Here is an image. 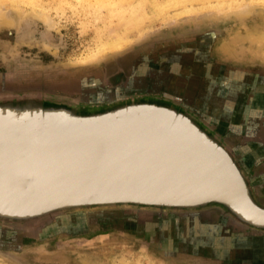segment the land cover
Listing matches in <instances>:
<instances>
[{"label": "rangeland", "instance_id": "rangeland-1", "mask_svg": "<svg viewBox=\"0 0 264 264\" xmlns=\"http://www.w3.org/2000/svg\"><path fill=\"white\" fill-rule=\"evenodd\" d=\"M0 22V95L87 102L82 93L91 80L120 70L128 77L140 65L163 71L145 92L163 91L199 112L206 78L264 71V0H0ZM222 97L203 116L225 119V140L242 145L247 140L236 133H249L244 116ZM257 150L239 154L247 172L253 162L245 157L264 156ZM253 178L255 188L264 187V165ZM127 215L85 217L72 230L52 229V222L34 230L0 226V264H233L216 258L228 244L218 241L215 250L212 240L201 244L202 233L183 232L190 217L203 214Z\"/></svg>", "mask_w": 264, "mask_h": 264}, {"label": "water", "instance_id": "water-1", "mask_svg": "<svg viewBox=\"0 0 264 264\" xmlns=\"http://www.w3.org/2000/svg\"><path fill=\"white\" fill-rule=\"evenodd\" d=\"M139 67L142 68L134 65L128 77L120 70L91 80L82 93L90 103L50 94L0 95V114L4 115L0 118V167L4 166L0 169V226L34 230L52 222V229L72 230L80 226L79 219L92 217L94 220L100 215L127 217L136 211L185 216L203 214L206 216L202 215L201 219L190 217L192 222L184 225L183 232L188 234L190 229L202 233L201 244L212 240L215 250L219 242L228 244L229 248L224 247L220 256H216L218 259L232 260L233 264V261L247 264L261 260L263 256L252 258L248 248H251L252 241V251L260 247L256 241L260 238L250 236V232L261 233L264 237V226L240 216L225 200L197 201L199 198L194 197L202 190L198 187L202 174L196 176L188 173L185 167L173 170L167 166L178 154V149L186 151L199 148L201 144H197L193 137L184 143L176 139L174 135L183 131L177 128L182 126L172 117H159L158 114L141 117L139 113L119 112L149 101L183 114L188 124L222 145L233 165L237 167L232 159L242 168L250 182V197L247 192L246 195L254 206L253 198L264 206L259 201L264 199V187L255 188L256 179L253 178L257 168L264 165V156L256 160L252 158V161L245 157V162H253L247 172L239 154H248L249 148L243 146L237 152L222 133L211 126L212 120L181 105L175 96L157 90L158 95L145 92L146 86L162 79L159 72L163 71L152 73L150 66L139 71ZM221 77L222 82L206 78L201 95L235 93L239 90L238 77L248 81L251 88L254 83L255 89L257 83L262 84L260 79H264V71L235 72L227 76L231 77L229 79L226 74ZM51 104L60 106L51 108ZM30 110H39V113L12 117L9 125L5 124L7 113ZM59 111L64 116L50 119ZM155 136V139L167 138L165 141L168 142H152ZM258 154L264 155V151ZM6 167L19 175L21 172L23 176L11 177ZM213 168L210 166L207 170ZM222 172L218 170L213 175ZM52 199V204L46 207ZM37 204L40 207L36 208ZM4 208L14 210L11 214L15 215H6ZM209 213H215V218L208 216ZM231 248L233 259L229 254ZM253 264L260 262L254 261Z\"/></svg>", "mask_w": 264, "mask_h": 264}, {"label": "bare ground", "instance_id": "bare-ground-1", "mask_svg": "<svg viewBox=\"0 0 264 264\" xmlns=\"http://www.w3.org/2000/svg\"><path fill=\"white\" fill-rule=\"evenodd\" d=\"M246 10V9H245ZM50 21V20H49ZM8 23V22H7ZM50 23H52L50 21ZM1 24V22H0ZM12 24V23H11ZM9 24V25H11ZM8 25V26H9ZM147 101V100H146ZM143 104L137 107H130L126 110H123L119 113H139L141 117H155L158 114L159 117L165 118H174L177 124H180L182 127L177 126L178 129L183 131L182 133H176L174 136L180 142L184 143L186 139L193 137L192 139L196 141L197 144H201L199 148H190L186 151L182 149H178V154L175 155L170 162L171 164H167V166L173 168H182L185 167L187 172L193 175L202 174V179H198V187L201 188V192H198L194 198H199L197 201L207 200V199H221L225 200L230 206L236 210L240 216L249 219L254 223L259 224L260 226H264V206L259 204L258 201L254 199L256 202V207L251 204L247 197V193L249 192L250 182L247 180L245 173L243 172L242 168L236 164L235 160H233L234 164L237 166L235 167L233 163L227 156V153L222 145L216 142L213 138H210L208 134H200L194 126L188 124L187 120L183 114H179L174 109L168 108L161 103H152V102H141ZM51 108L60 106L59 104H51L49 105ZM64 108V107H62ZM1 111V110H0ZM39 110L33 111H24L23 113L18 111H11L6 115V125H9L11 122L9 119L12 117H19V116H28L32 113V115L38 114ZM1 113V112H0ZM178 114V115H177ZM0 114V118H2ZM62 115V112H54V114L50 117V119H57ZM197 127V126H196ZM9 129V128H7ZM157 136L153 137L154 139L152 142L156 143H164L168 142L165 141L167 138H157ZM173 137V136H170ZM179 137V138H178ZM197 139V140H196ZM201 139V141H200ZM214 141V142H212ZM200 141V142H199ZM186 148V147H181ZM202 148V149H201ZM192 149V150H191ZM197 149H201L199 153ZM230 153V152H229ZM231 154V153H230ZM191 157H188L190 156ZM232 155V154H231ZM233 158V157H232ZM220 160V162H219ZM210 166L214 167L211 171H208L207 168ZM4 167V166H3ZM3 167H0L3 168ZM228 172H226V168ZM7 168V173L11 175V177H21L23 174L20 172L21 175L16 173L14 170ZM27 170V167L25 168ZM175 169V170H176ZM223 171L219 175H213L216 171ZM240 175H239V173ZM211 173V174H210ZM188 174V175H190ZM203 181V183H201ZM247 192V193H246ZM249 196V193H248ZM250 197V196H249ZM51 201V202H50ZM48 201L46 207L50 206L53 202V199ZM242 206L240 207L239 204ZM246 206L244 207L243 204ZM43 205V204H42ZM41 205V206H42ZM35 207H40V204L35 205ZM261 207V208H260ZM259 208V209H258ZM6 209V215H10L13 213L14 210ZM15 215V214H11Z\"/></svg>", "mask_w": 264, "mask_h": 264}, {"label": "crops", "instance_id": "crops-1", "mask_svg": "<svg viewBox=\"0 0 264 264\" xmlns=\"http://www.w3.org/2000/svg\"><path fill=\"white\" fill-rule=\"evenodd\" d=\"M221 78L222 77H219V82H222ZM226 78L229 79L231 77H226ZM236 80H237V86L239 87V90L236 91L235 93H232V92L229 93V98L231 100V107H233L237 113L240 112L241 114H243V116H244L243 120L245 123H243L244 125H242L241 127H246L247 129H249L248 132L252 133V134H249L246 132L236 133V136L242 137L244 140L246 139L247 141H245L242 145L233 146L231 144V146H233V148H236L235 150H237V152L241 151L240 148L243 146L246 147L247 149L248 148H250V149L251 148H253V149L254 148H260V150L259 151L257 150V152H260L262 150L264 151V83H263L264 79H260V81H262V84L257 83L256 84L257 88H255V89H254V83H252L253 88H251L248 85V81L244 82L241 77L236 78ZM223 82H225V81H223ZM250 85H251V83H250ZM201 92H202V90H200L198 93L200 101H202V99L204 101V103H202L198 107V111L200 113H202V111H203V114H201V115L206 114V110H205L206 108L207 109L210 108L211 110L213 108H215L214 104H216V103H220L222 105V102H221L222 99H223V101H225V99L222 96L227 95V93H225V94L219 93V94H213V95L208 94V95L203 96V95H201L202 94ZM205 98H207V99H205ZM213 100H215V101L213 102ZM225 104L223 105V107L225 106ZM206 105L209 107H207ZM232 110L233 109H231L230 111H232ZM225 111L227 112V110H225ZM205 119H208V118H205ZM217 120H218L217 118H215L213 120V122L215 121V126H217L216 129L218 131H220V133H222L221 135H223V137H226L225 134H223V131L220 130L221 123H224L225 119L220 117V120L219 121H217ZM227 121H231V119L227 120ZM231 128H234L233 124H231L230 129ZM236 128L238 129L239 127H236ZM248 151H249V149H248ZM235 240H236V244H237V239H235ZM256 241L258 242L257 244L260 245V247L257 249V251H255L254 249H253V251L251 250L253 245H254V241L251 242L252 243L251 248H248V250H250L249 252H250L252 258L253 257H261V256H263V258H264V237L261 239H256ZM232 242L233 241H231V243ZM248 246L249 245H247L246 247H248ZM231 251H232V248L229 250V254L231 255V259H233L234 254H232ZM254 261H259L260 264H264V262L259 260V259L254 260ZM254 261H249L247 264H253Z\"/></svg>", "mask_w": 264, "mask_h": 264}]
</instances>
